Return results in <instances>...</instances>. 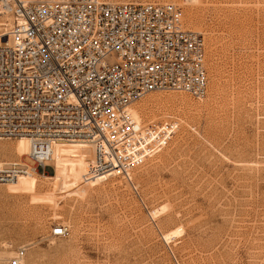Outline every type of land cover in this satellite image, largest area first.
<instances>
[{
    "label": "rangeland",
    "instance_id": "1",
    "mask_svg": "<svg viewBox=\"0 0 264 264\" xmlns=\"http://www.w3.org/2000/svg\"><path fill=\"white\" fill-rule=\"evenodd\" d=\"M108 1L179 5L204 40L206 95L130 106L141 126L177 125L130 178L83 183L92 147L62 142L47 179L0 185V264L21 252L22 264H264V0ZM16 141L0 144L1 161L33 167Z\"/></svg>",
    "mask_w": 264,
    "mask_h": 264
},
{
    "label": "built area",
    "instance_id": "2",
    "mask_svg": "<svg viewBox=\"0 0 264 264\" xmlns=\"http://www.w3.org/2000/svg\"><path fill=\"white\" fill-rule=\"evenodd\" d=\"M183 18L174 3L0 0V143L28 140L35 163L0 159V185L29 171L47 179L60 142L92 147L83 183L130 178L162 150L177 125L141 126L130 106L152 92L205 97L204 40Z\"/></svg>",
    "mask_w": 264,
    "mask_h": 264
},
{
    "label": "bare ground",
    "instance_id": "3",
    "mask_svg": "<svg viewBox=\"0 0 264 264\" xmlns=\"http://www.w3.org/2000/svg\"><path fill=\"white\" fill-rule=\"evenodd\" d=\"M131 111V110H130ZM131 113H132V115H133V117L134 118H136V115L131 111ZM137 121V120H136ZM2 143V142H1ZM0 143V144H1ZM60 143H62V142H60ZM60 143H57L56 145H55V147L58 145V144H60ZM67 143H80V142H77V141H69V142H67ZM82 143V142H81ZM54 147V150H53V155L52 156H54V154H55V151H56V148ZM28 152H29V142H28V140H26V139H24V138H21V139H18L17 141H16V144H15V153L19 156V157H24L25 155H28ZM22 162V161H21ZM30 167V166H29ZM28 174H35V173H32V172H27L25 175H22V176H19L18 178H20V177H23V176H26V175H28ZM17 178V179H18ZM17 179L16 180H14V181H12V182H9V183H6V185H10V184H13L14 182H16L17 181ZM5 185V184H4ZM169 236V235H168ZM166 238H169V237H167L166 236Z\"/></svg>",
    "mask_w": 264,
    "mask_h": 264
}]
</instances>
